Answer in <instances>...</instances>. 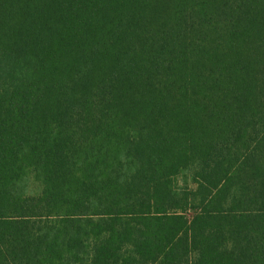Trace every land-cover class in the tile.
<instances>
[{
  "label": "trees",
  "instance_id": "1",
  "mask_svg": "<svg viewBox=\"0 0 264 264\" xmlns=\"http://www.w3.org/2000/svg\"><path fill=\"white\" fill-rule=\"evenodd\" d=\"M0 264H264V0H0Z\"/></svg>",
  "mask_w": 264,
  "mask_h": 264
},
{
  "label": "rangeland",
  "instance_id": "2",
  "mask_svg": "<svg viewBox=\"0 0 264 264\" xmlns=\"http://www.w3.org/2000/svg\"><path fill=\"white\" fill-rule=\"evenodd\" d=\"M177 182H178V185L181 186L182 185V178L178 177L177 178ZM187 182H188V188L191 189V190L194 189L195 186L193 184L189 183L190 182L189 178H188ZM39 189H40L39 184L37 182L33 181L32 178L30 177L29 178V191L37 192Z\"/></svg>",
  "mask_w": 264,
  "mask_h": 264
}]
</instances>
